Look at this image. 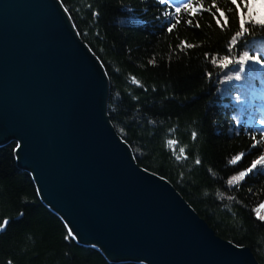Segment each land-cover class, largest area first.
<instances>
[{
  "label": "trees",
  "instance_id": "trees-1",
  "mask_svg": "<svg viewBox=\"0 0 264 264\" xmlns=\"http://www.w3.org/2000/svg\"><path fill=\"white\" fill-rule=\"evenodd\" d=\"M59 1L104 69L109 121L136 164L169 181L221 238L249 247L264 261V221L255 212L264 203V163L239 184H227L264 154V67L251 69L250 60L238 73L235 62L244 51L264 62V29L247 23L249 7L259 15L254 5L249 0H187L190 8L185 0ZM242 14L245 28L253 30L231 46ZM224 56L235 64L223 71L211 60ZM227 71L236 74L224 86ZM169 139L175 141L171 148ZM14 147L15 141L0 146V225L7 221L0 233V264H143L108 262L96 247L65 239L68 232L38 202L28 174L14 165ZM236 155L241 160L233 165Z\"/></svg>",
  "mask_w": 264,
  "mask_h": 264
},
{
  "label": "water",
  "instance_id": "water-1",
  "mask_svg": "<svg viewBox=\"0 0 264 264\" xmlns=\"http://www.w3.org/2000/svg\"><path fill=\"white\" fill-rule=\"evenodd\" d=\"M108 92L59 0H0V146L15 141L14 165L63 228L108 262L264 264L136 164Z\"/></svg>",
  "mask_w": 264,
  "mask_h": 264
},
{
  "label": "snow or ice",
  "instance_id": "snow-or-ice-1",
  "mask_svg": "<svg viewBox=\"0 0 264 264\" xmlns=\"http://www.w3.org/2000/svg\"><path fill=\"white\" fill-rule=\"evenodd\" d=\"M159 2L161 4L165 3V0H159ZM233 2H235V0H233ZM250 3H254V0H249ZM262 2H264V0H262ZM185 8H190L191 5L187 3V0H185ZM219 11V9H217ZM180 8L176 9V12H179ZM192 14L195 15V9L192 10ZM221 16H224V13L221 12L220 13ZM249 19L247 21V23L252 24L253 25V29L255 28V25H260L262 29H264V16H260V15H253V11L252 8L249 7L248 9V13H247ZM176 23H179V20H176ZM189 24H191V21H188ZM220 21L217 20V24H219ZM245 19L243 18V14L241 15V19L239 21V31L236 32L235 35L232 36L231 38V46H235L237 45L238 42V38L242 37L246 32H251L253 29H248L245 28ZM225 24H227V17H225ZM175 25H173L174 27ZM197 27L199 26L198 24L196 25ZM168 31L171 32L172 31V27L168 28ZM229 47V52L231 53L233 51L232 47ZM187 47L191 48L192 45L188 44ZM260 55H264V53H260ZM252 61L253 63L251 65H248L249 68L254 70V65L255 64H260L261 67H264V62H262L259 59V56L256 53H253L252 55L249 54L248 51H244L241 55L239 60L236 61V64L239 65V67L236 69L238 73H243L245 71V62L247 61ZM151 63V62H150ZM211 63L215 64H219L220 66H224L227 67L228 65L232 64L233 61L231 59H229L228 56H224L223 58H221L219 61L217 60L216 57H213L211 60ZM237 80H239L241 77L240 75H237L235 77ZM133 83H137V81L135 79H133ZM197 136L196 132L192 133V137L193 139H195ZM175 141L172 139H169L167 141V145L168 147H172L174 145ZM257 144L254 143L252 145V147H256ZM185 149L183 147L180 148V154L181 156L184 155ZM177 159H180V156H177ZM241 160V155H236L231 161L230 163L235 165L238 161ZM196 164H200L201 161L199 158L196 159L195 161ZM264 163V154H261L259 156L258 159H256L253 163L252 166L250 168L247 169V171H240L238 175H233L229 180H227V184L229 186L231 185H236L239 184L241 181H244L246 176L251 173L253 171V169L256 168L257 165ZM222 195V194H220ZM264 208V203H262L258 208L255 209V212L257 214V218L261 221H264V215L260 214V209ZM21 216L23 215V213L20 214ZM7 221L4 222V226H6ZM0 231H3V226H0ZM75 239L76 237L74 236V234L72 232H69L68 235L65 237V239ZM9 264H11V261H9Z\"/></svg>",
  "mask_w": 264,
  "mask_h": 264
},
{
  "label": "rangeland",
  "instance_id": "rangeland-1",
  "mask_svg": "<svg viewBox=\"0 0 264 264\" xmlns=\"http://www.w3.org/2000/svg\"><path fill=\"white\" fill-rule=\"evenodd\" d=\"M253 5H254V8L256 9V13H259V15L260 16H264V2H262V0H254V3H252ZM252 4H251V6H252ZM63 7V6H62ZM64 8V7H63ZM66 11V10H65ZM235 59H237V58H235ZM234 60V59H233ZM232 60V61H233ZM235 62H236V60H235ZM232 64H235V63H232ZM245 65H247V64H245ZM229 66V65H228ZM228 66L227 67H224L223 66V71L224 70H226L227 68H228ZM247 67H248V65H247ZM246 69V68H245ZM235 72L234 73H230V72H226L225 73V75L223 76V79H225V82L227 83V84H225L224 83V86H226V85H228V84H230V82L232 81V79H233V77L235 76ZM260 214L261 215H264V208H261L260 209Z\"/></svg>",
  "mask_w": 264,
  "mask_h": 264
},
{
  "label": "bare ground",
  "instance_id": "bare-ground-1",
  "mask_svg": "<svg viewBox=\"0 0 264 264\" xmlns=\"http://www.w3.org/2000/svg\"><path fill=\"white\" fill-rule=\"evenodd\" d=\"M71 20V19H70Z\"/></svg>",
  "mask_w": 264,
  "mask_h": 264
}]
</instances>
